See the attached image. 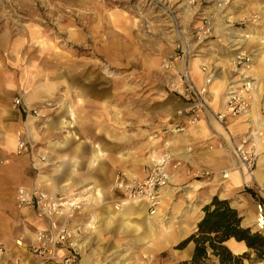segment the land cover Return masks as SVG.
<instances>
[{
  "label": "rangeland",
  "instance_id": "obj_1",
  "mask_svg": "<svg viewBox=\"0 0 264 264\" xmlns=\"http://www.w3.org/2000/svg\"><path fill=\"white\" fill-rule=\"evenodd\" d=\"M209 75L214 79L207 84ZM72 76L77 82L73 91L68 87ZM217 79L224 84L215 97L212 85ZM32 87L37 94L50 95L43 103L27 107L24 100ZM81 87L83 93L78 91ZM230 91H235L241 107L236 114L229 100L223 103ZM67 94H121L123 108L139 111L151 100L146 94H171L186 103L178 111L184 120L181 132L191 125L186 113L201 101L202 113L209 111L219 126L215 142L204 145L210 151L225 152L223 157L229 162L226 168L211 170L215 177L240 169L236 153L242 145L253 154L254 173L264 155V148L256 147L257 139L264 142V0H0V168L6 161L17 163L28 157L32 169L26 179L0 178V243L7 249L0 264H14V258L25 254L16 244L23 240L22 248L26 246V214L21 212L32 208L20 204L18 190L34 187L40 173L46 174L50 160L38 159L48 150L29 140L21 127L30 121L44 130L50 118L61 115L62 104L71 101ZM221 114L222 120L218 118ZM20 134L33 146V153L8 146V137L17 141ZM130 149L122 147V152L128 154ZM152 160L141 164L144 176ZM117 175L138 180L123 169ZM220 188L217 196L223 199V185ZM192 190L182 186L171 192L168 205L160 207L153 224L133 218V226L107 229L111 237L105 240H100L103 233L86 230L80 260L87 258L90 264H180L189 260L194 243L178 246L196 231L201 219L196 220L205 206L201 207L203 200ZM257 198L264 201V188L252 181L227 200L234 208L242 205L251 210ZM10 204L16 208L14 214ZM96 211L94 203L85 205L77 224ZM42 221L47 225V220ZM172 234L177 239L169 244ZM8 236L12 238L7 240ZM248 253L244 264H264L255 252Z\"/></svg>",
  "mask_w": 264,
  "mask_h": 264
},
{
  "label": "crops",
  "instance_id": "obj_2",
  "mask_svg": "<svg viewBox=\"0 0 264 264\" xmlns=\"http://www.w3.org/2000/svg\"><path fill=\"white\" fill-rule=\"evenodd\" d=\"M74 82H76L75 77L72 76V83H69L71 86H68L72 88V91L75 86ZM42 89L44 87H41ZM30 91L24 100L27 107H30V104L43 103L50 95L37 94L33 87ZM78 91L83 93V88L81 87ZM120 95L67 94L71 101L62 104L63 111L61 110V115L50 118L44 130H38L37 126L34 125L35 123L30 121L22 125L21 129L28 133L29 140L45 145L46 150L50 153L46 174L51 178L57 189L56 194L74 191L83 194L86 191L90 193L91 190H102L104 194L100 201L102 205L97 208V212L101 214L103 209H108V207L111 211V203L117 196L116 192L111 191V187L118 172L122 169L126 170L128 177L132 175L131 178L140 180L144 177L142 163H150V159L158 154L173 152L175 155L188 158L190 161L184 160V163L182 162V166L173 175L168 187L173 191L180 189L182 186H189L194 190L196 184L199 183L202 185L197 190L198 199L203 200L201 207L209 203L212 197L218 194L219 189L217 190L216 187L222 186L219 183L223 179L218 175L207 179L204 176L197 178L191 174H197L198 171L205 169L220 170L228 167L229 163L223 157L226 156L225 152L210 151L204 145L205 142H215L216 131L219 128L215 124V120L212 119L210 112L205 110L202 113L203 119L198 124L187 125L184 132L170 133L169 131L166 132L169 128L181 126L184 122L183 118L181 119L178 116V111L186 106L184 101L174 98L171 94H146L148 98L151 97V100L140 108V112L138 109L133 110L134 108H123ZM80 100L81 102H79ZM71 110L75 116L70 115ZM123 114L132 117L123 119L121 117ZM63 118L70 119L72 126L69 128L62 127L61 121ZM123 122H125V125L129 123L130 126H123ZM58 142H60V145H58ZM61 145H64V147ZM126 146L132 148L128 154H125L126 151L122 152V147ZM96 150L101 151L102 155H99L96 158L97 161L94 162V152ZM62 159L66 160L65 166L60 167ZM122 159H127L130 162L126 163ZM26 160H29V158L27 157ZM26 160H19L17 163L6 161L0 168V178L8 180L17 178L21 180L23 177V179H26L32 170L31 164L27 165ZM172 170L174 171V169ZM236 171H239V174H236ZM233 175L237 177L239 175L242 179L245 177L244 171L240 169L234 170ZM30 179H32V182L34 181V172L33 176L31 174ZM241 186H243V183L240 186L235 185V189L230 195L237 192ZM4 191L5 194L13 195V192L11 194L9 190ZM228 196L222 198L227 199ZM256 200H259V202L256 208L251 210L242 209V205L235 208L243 216L242 224L245 227H250L253 231L263 232L264 235V228H261L258 223L251 222L256 214L260 212L264 214V201L261 198ZM9 207L14 214L16 209L14 205L10 204ZM21 213L26 214V218L23 219V233L27 234H24L26 236L25 243L31 245L35 240V230L43 226L46 228L47 225L42 220L37 219L30 208L22 210ZM88 214L81 217V221L86 219ZM203 214L201 208L196 222L202 218ZM101 223L99 232L94 231V233H99V235L103 233L100 240H105L108 236L111 237L107 229H115L120 222L116 220L112 225H108L106 222ZM9 236L7 240L12 238ZM231 241L245 248L241 252H235L230 245ZM226 244L235 255H241L249 251L245 242L230 239ZM190 250H194L192 243ZM24 253H22L21 258V260L25 259L22 260L24 264L35 263V259L31 254ZM80 262L84 264L83 258Z\"/></svg>",
  "mask_w": 264,
  "mask_h": 264
},
{
  "label": "built area",
  "instance_id": "obj_3",
  "mask_svg": "<svg viewBox=\"0 0 264 264\" xmlns=\"http://www.w3.org/2000/svg\"><path fill=\"white\" fill-rule=\"evenodd\" d=\"M185 76L188 78L187 73ZM203 91L205 90L203 89ZM229 95H231L229 106L232 108V113L236 114L241 110V107L237 106L238 97H236V94ZM202 100L205 102L204 98ZM234 100H236L235 103ZM20 101V99H17L16 103H20ZM201 106L204 105L199 101L195 104V107H192L186 113L189 124L195 125L199 123L202 117ZM218 118L222 120L224 115L221 114ZM183 130L184 126L178 125L168 131L170 133H178ZM17 149L20 152L33 153V146H30L22 134L17 140ZM236 154L240 169L247 167L248 171L252 173L255 164L252 152L246 150L244 145H242ZM39 158L42 161H46L48 157L44 154H39ZM184 160L189 159L181 158L173 152H169L155 156L151 165L146 169L144 178L141 180H130L117 175L111 190L112 192L120 193L113 200L115 208L118 210L124 200L137 201L145 204L149 214L155 215L161 207L164 190L174 174L173 170L171 171L170 169L173 168L178 172ZM42 173L44 172L42 171ZM225 174L227 173L224 172L222 175ZM196 175L206 178L215 177V173L209 169L198 171ZM84 196L79 191L59 193L52 196L43 187H40L39 182L32 188H20L18 190L20 204L31 207L37 219L47 220L48 222L46 228H39L35 232L33 244H26L27 246L22 248L23 240L17 241L16 245L18 248L34 257L35 263L33 264H81L79 253L81 250L80 244L83 241L82 235L86 230H93L88 225L92 220V213L81 223L77 224L76 222L77 216L81 214L87 203L86 200H83ZM258 215L260 217L258 224L262 226L260 223L262 220L264 222V214L260 212ZM6 254L7 249L0 243V261L6 257ZM13 263L23 264L19 257L14 258Z\"/></svg>",
  "mask_w": 264,
  "mask_h": 264
},
{
  "label": "trees",
  "instance_id": "obj_4",
  "mask_svg": "<svg viewBox=\"0 0 264 264\" xmlns=\"http://www.w3.org/2000/svg\"><path fill=\"white\" fill-rule=\"evenodd\" d=\"M203 213L196 231L178 246L184 248L194 243L191 258L180 264H244L249 253L235 255L226 244L230 239L245 242L256 258L264 261V235L245 227L243 216L227 199L214 196L203 207Z\"/></svg>",
  "mask_w": 264,
  "mask_h": 264
},
{
  "label": "bare ground",
  "instance_id": "obj_5",
  "mask_svg": "<svg viewBox=\"0 0 264 264\" xmlns=\"http://www.w3.org/2000/svg\"><path fill=\"white\" fill-rule=\"evenodd\" d=\"M196 67H197V64H195L194 68H196ZM213 79H214L213 76L209 75V77H206L205 82L208 84ZM223 84H224V82L222 80L220 81L219 79H217L216 82L215 81L213 82L212 87H216V89H214V91L212 92L213 96H215V97L219 96V94H220L219 91H220V88L222 89ZM228 94H235V91H230L226 95H224L223 103H226L231 98V95H228ZM79 102H81V100ZM225 106L226 105L224 104L223 110L227 111V107H225ZM70 115L75 116L74 112L72 110H71ZM246 116H248V115L246 114L245 116L240 117L241 118L240 120H242ZM61 125L64 128H69L72 126V121L70 119L63 118L61 121ZM9 137L7 139L8 146L15 147L17 145L16 139L9 138ZM259 139H257L258 141H257L256 147L263 149L264 148V142L261 141L262 138H259ZM58 145H60V142H58ZM61 146L64 147V145H61ZM44 155L49 157L50 153L48 151H45ZM99 155H102V152L99 150H96L94 152V159H93L94 162L97 161L96 158H98ZM65 161H66L65 159H62V161L60 162V167H62L63 165L65 166ZM61 163H63V164L61 165ZM234 170H238V169H233V170L230 169L229 173L222 175V176L221 175L218 176L222 179L224 177L227 178L226 180L223 179V181H221L219 183L220 185H223V187H224V191L221 193L222 197L230 195L234 191L235 185L240 186V184H242V183L249 185L252 181H255L258 183V185H260L262 188H264V155L261 156L258 168L254 173H249L247 167L242 169V170H244V173H245L244 179H242L239 175H238V177L233 175ZM235 173L239 174V171H236ZM130 176L133 177L132 175H130ZM39 183H40V187L41 188L43 187L45 189V191L48 192L52 196H54L56 194V192H58L57 189L55 188L51 178L48 177L47 174L40 173ZM201 186L202 185L197 183L196 187L191 192H195V191L199 190V188ZM50 187H52V188L50 189ZM216 189L218 190V189H220V187H218V188L216 187ZM172 191H173V189H171L168 186L164 190L162 204H161V207L163 206V204H165L164 209L166 208V206L169 203V197H170V194ZM187 192H189V191H187ZM191 192H190V194H193ZM84 193H86V194H84ZM84 193L83 194L85 196H84L83 200H86V202H87L85 205H91L94 203V207H97V208H99L102 205L100 202L101 199L103 198V195H104L102 190L101 191L100 190L99 191H92L91 190L90 193H87V191ZM188 195H189V193H188ZM111 204H112V210L111 211L108 207V209L104 208L103 212L101 214H99L97 212L98 209L96 212L92 213V220H91V222L88 223V225L91 228H93L94 231L99 232L100 226L102 225L101 222H103V223L106 222L108 225H110V224L112 225V224H114V222L116 220H118L120 222L119 224L130 227V226H133V222H132L133 218H138L140 220L146 219L150 222V224H153V221L155 220L154 214H149L147 212L145 204L139 203L137 201L134 202L131 200H124L122 205L119 207L118 210L114 206L115 205L114 201ZM106 209H107V213H106ZM259 218H260L259 215L256 214V216H254V218L251 222H254L256 224L259 222V220H258ZM262 221L260 223V224H262L261 228H264V225H263L264 222H262ZM256 226L259 227L258 225H256ZM186 231H184V232H186ZM175 240H174V237L172 234V237L169 238L168 243L169 244L171 242L173 243ZM230 245L233 247L235 252H241L245 248L244 246L235 244L233 241L230 242ZM83 263L84 264H90V262L87 258H85L83 260Z\"/></svg>",
  "mask_w": 264,
  "mask_h": 264
}]
</instances>
